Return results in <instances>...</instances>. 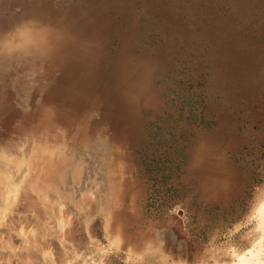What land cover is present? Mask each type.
<instances>
[{"label":"rangeland","instance_id":"1","mask_svg":"<svg viewBox=\"0 0 264 264\" xmlns=\"http://www.w3.org/2000/svg\"><path fill=\"white\" fill-rule=\"evenodd\" d=\"M10 148L0 264H264V0H0Z\"/></svg>","mask_w":264,"mask_h":264},{"label":"bare ground","instance_id":"2","mask_svg":"<svg viewBox=\"0 0 264 264\" xmlns=\"http://www.w3.org/2000/svg\"><path fill=\"white\" fill-rule=\"evenodd\" d=\"M72 86H73V84H72ZM73 90H72V92L74 93ZM64 94H66V93L64 92ZM67 95H69V94H67ZM64 96H66V95H63V97ZM67 98H69V97H67ZM71 98L72 99H75V101H77V99H76L77 97L76 96H72L71 95ZM64 99H65V97H64ZM66 101H67V99H66ZM68 102H71V100H69ZM62 105H64V104H62ZM42 147H43L42 148V152L41 153L39 152L37 154L39 156L36 155L37 158H34L36 160L33 162V164L31 163L36 168V171L33 173L34 180L32 182V179H31V182L32 183H35L37 186H41V187L48 188V187L53 186L55 176H57L61 172V170L65 168V166L67 164H70V162H69V160L65 156H59L57 158V156H54V154H50L49 151L45 148V146H42ZM6 150L0 149V209H1V205H2L1 203H2V201H4L6 198L8 200L10 199V195L12 193V190H16L15 187H18L19 186L18 184L21 181V180H18V175H19L18 170L19 169L17 170L16 167H19L20 168L19 165L21 164V162H23L24 160H26L28 158L27 157L28 155H27L26 152H23L22 153V156H13V153H14V150L13 149L10 148V149L7 150L8 152H11V155L10 154L7 155ZM25 150L26 149H24V151ZM27 150H29V149L27 148ZM77 175H79V174H77ZM20 178L21 177H19V179ZM21 183H22V181H21ZM23 195H24V200L22 201V205L25 208L29 209L30 206L31 207H33V206L36 207L35 205H30L29 204V200H31V195H29L27 193V191H24V194ZM23 202H24V204H23ZM32 210H34V209H32ZM0 213H2V212H0ZM40 214H42V213H40ZM43 217H44L43 215L40 216L41 219ZM144 238H146V237H144ZM154 242H156V240ZM145 243L148 244L147 242L143 241V239H142L141 242L139 240V242L136 243L135 246H139V247L143 248V245ZM155 246L156 245H153L152 246L151 244H148L147 245V247L149 249H151V248L152 249H155ZM147 247L145 249H147ZM150 263L151 262L148 261L147 264H150ZM157 264H159V263H157Z\"/></svg>","mask_w":264,"mask_h":264}]
</instances>
